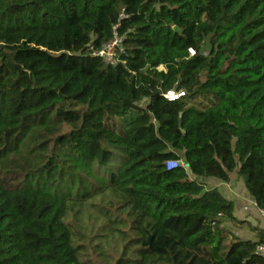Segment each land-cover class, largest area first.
I'll list each match as a JSON object with an SVG mask.
<instances>
[{"label":"trees","instance_id":"trees-1","mask_svg":"<svg viewBox=\"0 0 264 264\" xmlns=\"http://www.w3.org/2000/svg\"><path fill=\"white\" fill-rule=\"evenodd\" d=\"M234 174L264 216V0H0V264H264Z\"/></svg>","mask_w":264,"mask_h":264},{"label":"crops","instance_id":"crops-1","mask_svg":"<svg viewBox=\"0 0 264 264\" xmlns=\"http://www.w3.org/2000/svg\"><path fill=\"white\" fill-rule=\"evenodd\" d=\"M213 182V187H217L223 197L227 200L234 201L236 203V213L235 216L242 222H247V224L243 225L246 228H234L238 229V232L231 231L234 235L239 238L245 240H252L257 241L256 233L252 232L249 226L256 228V227H263L264 216L263 214L257 209L255 203L251 200L249 195L247 194L245 188L243 187V181L236 185H232L231 183H224L218 180H208V182ZM207 182V185L209 183ZM220 186V187H219ZM236 187V188H235ZM227 196H226V195Z\"/></svg>","mask_w":264,"mask_h":264},{"label":"built area","instance_id":"built-area-1","mask_svg":"<svg viewBox=\"0 0 264 264\" xmlns=\"http://www.w3.org/2000/svg\"><path fill=\"white\" fill-rule=\"evenodd\" d=\"M119 27L120 25L114 27V39L107 45L103 46L100 51L94 52V56L101 58L107 65L110 66H117L120 63V55L125 53L124 38L120 37L118 34ZM191 53L192 55L194 54L193 52ZM183 95L184 93L177 94L175 92H170L165 97L168 101L173 102L178 100ZM181 167H184L183 161H169L167 163V169L169 171ZM257 253L264 259V244L257 248Z\"/></svg>","mask_w":264,"mask_h":264},{"label":"rangeland","instance_id":"rangeland-1","mask_svg":"<svg viewBox=\"0 0 264 264\" xmlns=\"http://www.w3.org/2000/svg\"><path fill=\"white\" fill-rule=\"evenodd\" d=\"M215 48H216V47H215ZM240 182H241V180H239L238 177H237V175L234 174V175L232 176V185L235 184L236 187H238V184H239ZM208 183H209V185H211V186L213 185V182H212V181H211V182H208ZM219 187H220V186H219ZM236 187H235V188H236ZM243 187L245 188L244 182H243ZM245 190H246V189H245ZM225 195H226V194H225ZM226 196H227V195H226ZM226 226H227V228L230 229L231 231H233V232H238V231H237L238 229H234V228H238V227H236V226H235V227H232L229 223H228V224L226 223ZM242 227H243V229L246 228L245 226H242ZM239 228H241V227H239Z\"/></svg>","mask_w":264,"mask_h":264},{"label":"water","instance_id":"water-1","mask_svg":"<svg viewBox=\"0 0 264 264\" xmlns=\"http://www.w3.org/2000/svg\"><path fill=\"white\" fill-rule=\"evenodd\" d=\"M174 30H175L177 33H179V34L181 33V31H180L178 28H175ZM52 55H54V54H52Z\"/></svg>","mask_w":264,"mask_h":264}]
</instances>
